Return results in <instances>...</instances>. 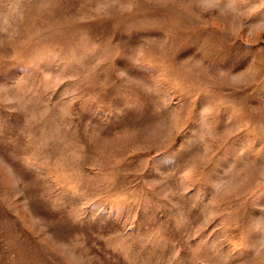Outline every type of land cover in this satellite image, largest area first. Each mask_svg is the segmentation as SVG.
Instances as JSON below:
<instances>
[{
  "label": "rangeland",
  "instance_id": "1",
  "mask_svg": "<svg viewBox=\"0 0 264 264\" xmlns=\"http://www.w3.org/2000/svg\"><path fill=\"white\" fill-rule=\"evenodd\" d=\"M0 264H264V0H0Z\"/></svg>",
  "mask_w": 264,
  "mask_h": 264
}]
</instances>
